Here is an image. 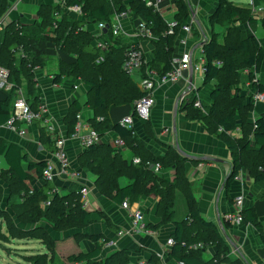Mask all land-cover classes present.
Masks as SVG:
<instances>
[{
    "label": "trees",
    "instance_id": "obj_1",
    "mask_svg": "<svg viewBox=\"0 0 264 264\" xmlns=\"http://www.w3.org/2000/svg\"><path fill=\"white\" fill-rule=\"evenodd\" d=\"M66 4V7L81 5L84 16L92 18L91 22H110L115 13L127 8L125 0H67ZM129 5L136 14L151 22L156 36L152 41L153 59L144 65L143 71L146 67L155 69L161 75L172 71L180 25L188 22L192 11L189 2L176 0L178 11L175 13V20L178 25L174 34L165 33L169 27L168 20L160 11L147 7L142 0H130ZM9 8V0H0V17L4 16ZM65 10L66 8L58 3L48 7L42 6L34 21L25 23L20 19L12 20L0 29V64L9 69V79L13 84L11 90L6 93L7 96L0 100V126L8 123L20 88L26 89L30 106L35 110L39 109L41 97L36 71L47 64L48 43H53L63 53L76 54V60L73 62L59 60L58 72L52 74L54 83H62L66 78H78L90 87L86 100H74L64 116L67 134L74 131L79 114L89 109L93 115L88 119V123L98 130L100 135L114 130L126 141L130 152L133 153L128 157L125 151H116L104 143L85 148L78 162L84 170L96 176L94 185L98 193L120 205L126 199L134 204L143 196L155 195L159 201L158 214L161 217V222L155 225V228L167 222H172L175 226L172 234L175 243L169 254L172 259L184 261L185 264H214L205 262L199 255L208 245L216 244V256L219 260L230 264H243L241 260L232 261L227 256L229 246L226 240L217 226L207 220L196 207L191 186L186 178L184 157L172 148L162 156L152 154L146 141L139 137L134 129L111 120L109 111L113 105L131 104L134 107L133 114L137 116L136 101L147 95V91L142 90L135 78L123 68L126 58V48L123 44H129L130 41L123 35H114L110 29L104 34L109 42L105 50L92 46L95 37L83 28L86 21L71 17ZM56 12L60 13V18L56 16ZM238 21L247 23L254 29L259 21L264 26V15L260 17L249 5L236 4L232 0H218L214 12L209 16L211 36L203 45L206 70L202 87L215 82L211 91L213 102L206 104L204 109L197 108L194 102L198 97L193 95L184 101L182 107L188 119L199 121L209 133L217 135L229 148L234 164L226 187L231 186L243 169L248 170L256 183L264 180V118L260 117L253 122L248 120V113L253 110V101L249 98V101L245 102L240 87V79L244 75L242 71L247 69L245 81H250L255 88L264 90V84L256 78L264 62V47L255 34H249L240 28ZM100 56H104V61L97 63ZM217 61L220 62L219 65ZM34 123L39 127L40 142L46 149L55 151V139L47 125L43 124V120ZM144 124L149 130L150 121L144 120ZM220 127L223 129L221 132ZM238 128L243 133L242 137L233 135ZM0 156L5 161L0 165V180L4 179L11 183V186H17L21 192L20 195L13 190L4 206V196L0 194V219L5 221L9 234L7 236L0 231L5 234L2 239L11 236L23 240H39L47 249L46 252L26 256V262L33 260V264H56L53 259L54 255L56 256L58 239L51 231H71L75 238H89L95 243V248L88 252L68 255L67 260L71 264L130 263L127 249H117L104 255V245L100 242L103 235L84 231L93 224L94 211L83 207L80 190L61 193L56 183L44 180L46 160L32 159L21 144L1 137ZM136 156L141 157L142 163L133 162V157ZM148 161L160 163L161 170L154 171L147 166ZM170 170L174 172L171 181L166 180L160 173ZM121 177L129 178V182L124 186L120 184ZM35 178L43 180L44 183L33 187L31 181ZM177 190L185 196L188 218L178 217ZM47 201L50 202L48 205L45 204ZM7 206L12 208L17 218L34 226L19 227L9 216ZM241 213L244 222L253 225L257 230L264 245V223L260 221L255 207H245ZM100 215L109 228L115 232L119 231V227L106 211L100 210ZM190 221L191 224L188 223ZM147 226L152 227L151 223H147ZM104 239L109 240L107 237ZM200 242L202 247L191 248V245ZM150 261L162 264L156 254L151 256Z\"/></svg>",
    "mask_w": 264,
    "mask_h": 264
},
{
    "label": "crops",
    "instance_id": "obj_2",
    "mask_svg": "<svg viewBox=\"0 0 264 264\" xmlns=\"http://www.w3.org/2000/svg\"><path fill=\"white\" fill-rule=\"evenodd\" d=\"M9 1L10 8L8 12L0 17V29H3L12 20L20 19L25 23L34 21L42 6L48 7L49 5L57 3L62 6L67 5V0ZM126 1H128V3L130 2V0H125V2ZM164 1H166V4L162 5L161 13L168 21L175 20V13L178 11L176 0H163V2ZM187 1L192 10L187 22L191 25V37H189V41L186 44L181 43L180 40L176 41L174 56H180L184 50L189 49L193 55V69L189 71L186 70L184 72V77L179 79L176 83L156 86L154 91L156 102L152 107L149 120L134 115V107L131 104L121 106L113 105L109 111L110 118L116 123L125 116L133 115L134 131L139 137L146 141L147 148L156 156L164 155L169 148L176 149L185 159L184 168L186 178L191 186L196 202L195 205L207 220L212 221L217 226L221 236L226 240L229 246V253L227 256H229L232 261L241 260L243 264H264V245L254 226L245 222L233 224L227 220L228 214L237 211L235 198L243 194L245 197L244 208L254 206L260 221L264 223V180L256 183L248 170L243 169L238 173L239 177L234 179L231 186L226 187L227 178L231 174L234 164L229 148L217 135L209 133L199 121L188 119L186 112L182 109L185 100L181 101L180 98L184 93H187L186 100L194 95L203 100L205 104H212L211 91L214 84L213 86L211 85L215 83L212 82L209 84L211 86H209L210 90H208L210 97H208V100H205V97H202L200 94V89L203 88V85H199L198 87L195 86L194 75L198 73L204 84V72L200 69V67L204 65L203 45L205 41L210 38L211 27L208 16L214 12L218 0ZM255 3L262 7L260 10V12L262 11V15L258 12L260 17H262L264 15V0H255ZM248 4L245 3V5ZM72 14L74 13H70L69 15L76 18ZM141 18L142 16L134 15L132 21L130 19L125 21L121 35L125 36L128 41L139 43L150 61L153 59V40L144 37L138 38L133 34L134 26ZM88 22L89 21H86L84 28L96 38L99 30L98 32L89 30L86 26ZM237 25L249 34H255L264 47V26L261 21L258 22L254 29L247 23ZM182 37H187V33L180 29L178 39ZM95 38L94 41H92V46H95L93 44L96 43ZM46 53L49 59H54V61L57 60V70L59 60L62 59L70 62L76 60V54L63 53L60 48L53 43H48ZM53 73L48 72L45 68L36 71L38 91L41 101L46 103V114L50 115L53 119L57 131L67 134L68 128L64 124V116L67 114L70 104L74 100H80L81 102L86 100L87 91L90 87L81 83V87L73 91L69 82L64 81L54 85ZM256 78L264 84V62L260 71L257 72ZM206 87L207 86L204 88ZM240 87L241 95L244 96L245 102L249 101L250 93L255 90L253 83L249 81L240 85ZM25 93V97H28L26 89ZM6 96V92L0 90V100L4 99ZM81 115L82 120L88 123V119L93 115V112L88 109L81 112ZM260 117L264 118V102H253V110L248 113V120L253 122ZM144 120L150 121L151 126L149 130L146 128ZM22 126L27 130L25 136H20L18 133L11 131L7 125H1L0 137L21 144L32 159L36 161L46 160L47 162H52L55 168H58L59 161L55 155V151L46 149L40 142L38 125L36 123H24ZM233 135L242 137L243 133L241 129L238 128L233 132ZM252 145L254 144L252 143ZM67 147L71 160V169L72 171L78 172V175L69 177H65L64 175L58 176L53 183H56L61 193H67L69 190H80L83 186L89 187L90 202H93L94 209H91L90 206H88L87 209L94 211L92 214L94 222L84 231L89 234H102L103 238L107 237L116 242L113 248H104L103 254L107 255L111 251L117 249H127L129 264H136L138 260L150 261L153 254H163V258H159L162 264H180L178 260L172 259L169 256L172 247L167 245L168 239L172 237L174 233V224L172 222H167L155 228V225L161 222V217L158 214V198L155 195L143 196L139 202L133 204L134 207L138 206L144 209L146 222L151 223L152 227H150L153 233L132 230L130 212L124 209L122 205L116 204L110 199L101 196L94 185L96 176L80 166L78 158L85 148L77 141H69ZM124 151L125 155L128 157L133 154L130 152L129 147ZM4 162V158L0 156V165H3ZM160 173H162L161 175L166 180H173L174 172L172 170L162 171ZM69 174L71 175L70 172ZM119 181L120 184L124 186L129 182V178L121 177ZM177 192L176 208L178 210V217H187L188 210L185 196H183L180 191L177 190ZM100 210L106 211L116 226L119 227V231L124 230L125 234L118 236L119 231L115 232L113 229L109 228L101 220ZM191 222L192 221L188 223L191 224ZM6 234L9 236L8 232H6ZM51 234L58 239L55 259L57 264H60L59 257H61L60 260H63L66 264H70V262L67 261L68 255L78 252H88L95 248V243L91 239L85 238L79 240L73 236V232L71 231L65 233L51 231ZM103 238H101L100 242ZM16 239L22 240L24 244H26V247L22 248V250H26V252L34 250V246L31 247V245H29L30 243L35 241L41 242L39 240ZM15 240H13L11 236L6 239H0V241L3 242H13ZM217 252V245L210 244L200 251L199 256L207 263L230 264L229 262L219 260L216 256ZM28 255H32V252L29 254H21L23 258ZM152 263L158 264L154 261Z\"/></svg>",
    "mask_w": 264,
    "mask_h": 264
},
{
    "label": "built area",
    "instance_id": "obj_3",
    "mask_svg": "<svg viewBox=\"0 0 264 264\" xmlns=\"http://www.w3.org/2000/svg\"><path fill=\"white\" fill-rule=\"evenodd\" d=\"M147 7L152 8L154 11H160L162 9L163 0H142ZM127 4V8L122 10L119 13H115V15L111 18L110 22L99 21L98 28L99 32L96 35V43H93L96 47L101 49H106L109 46V42L104 36L108 30H112L113 34L118 36L123 32V25L125 21L130 19L132 21V17L136 14L130 7L128 1L125 2ZM252 11L257 13L262 9L261 6H254L252 4H248ZM66 8V12L68 14L75 13L77 15L84 16L83 9L81 5H72V6H63ZM56 16L60 18V13L56 12ZM140 16V15H139ZM85 17V16H84ZM86 18V17H85ZM86 21H92V18H87ZM168 29L165 33L174 34L175 27L178 25L176 20L167 21ZM108 25V27H107ZM181 28L183 31L187 33V37L179 38L181 43L186 44L189 41V37H191V25L188 23H182ZM84 28V27H83ZM108 29L106 32L105 29ZM85 29V28H84ZM133 34H135L138 38H147L149 40L156 39L154 32L151 28V22H148L145 18H141L137 24L134 26ZM123 46L126 48V58L123 63V68L126 72L131 75L137 74L142 79L141 82H138L140 88L144 91H147V95L136 101V112L137 116H140L143 119H149L152 107L155 105L154 91L157 85L163 84H173L176 83L179 79L184 77V72L190 69H193V55L192 52L188 50H184L180 56L173 57V69L172 71L166 73L165 75L159 74L155 69L150 67H146L143 71L144 65L149 61L143 47L136 43L135 41H130L129 44L125 43ZM104 61V56H100L97 59V63ZM205 62V61H204ZM220 62L217 61L219 65ZM201 71H205L206 68L204 65L200 67ZM41 70V69H39ZM38 70V71H39ZM53 77V76H52ZM10 72L9 69L0 64V90L4 92H9L13 87V84L10 82ZM256 79V78H255ZM65 82H69L71 84V89L73 91L78 90L81 87V83H83L78 78H66ZM63 81V82H64ZM60 83H54L57 85ZM19 96L14 101L13 111L11 117L6 124L8 128L18 133L20 136H25L27 134L26 128L22 125L34 123L37 120H43V124L47 125L48 130L50 131L52 137L55 139V155L59 161V167L55 168L52 162H47V165L43 171L44 180L55 181L58 176H77L78 172L72 171L71 160L68 154L67 143L69 141H77L83 147L87 148L91 145L107 143L116 151H124L127 150L128 145L126 141L117 134L114 130H108L105 134L100 135L98 130H96L92 125L86 123L82 120V115L79 114V121L76 124L74 131L71 134H64L57 131L56 126L54 125L53 119L50 115L46 116L47 106L46 103L41 101L39 109H33L29 102L27 101V97L23 94L22 88L18 90ZM187 93L181 95V101L186 100ZM250 98L253 102L262 101L264 102V90H259L255 88V90L250 93ZM194 106L197 108L204 109L206 104L201 99H197L194 102ZM119 123L126 126L127 128H133V115H128L119 120ZM222 127L219 128L221 132ZM115 134V135H113ZM134 163H142V159L140 156L133 157ZM147 166L153 168L154 171L158 172L161 170L160 163H153L151 161L147 162ZM71 173V175L69 174ZM61 174V175H60ZM239 175V174H238ZM235 178H238L239 176ZM81 193V202L83 207L88 208L90 202V189L88 186H83L80 189ZM50 202L47 201L45 204L48 205ZM235 203L237 206V211L235 213H231L227 215V220L233 224H240L244 222L241 210L244 208L245 197L243 194L238 195L235 198ZM124 209H127L130 212L131 216V228L134 231H141L144 233H153L151 228L147 226V222L145 219L144 209L138 206H133L128 199L124 200L121 204ZM125 234L124 230L119 231L118 236H122ZM101 243H103L104 248H113L116 245L115 240L102 239ZM175 243L174 238L170 237L167 241V245L172 247ZM202 247V244L192 245L191 248ZM158 258H163V254H157ZM180 264H185L184 261H179ZM136 264H154L151 261L146 260H138Z\"/></svg>",
    "mask_w": 264,
    "mask_h": 264
},
{
    "label": "rangeland",
    "instance_id": "obj_4",
    "mask_svg": "<svg viewBox=\"0 0 264 264\" xmlns=\"http://www.w3.org/2000/svg\"><path fill=\"white\" fill-rule=\"evenodd\" d=\"M233 1L235 3L241 4V5H245V3H247V4L249 3V0H233ZM164 4H166V1H164L162 3V5H164ZM258 12H259L260 15H262V11L261 12L258 11ZM72 15L75 16L76 18H79V19H82V20H85V19L87 20V18H85L84 16L77 15L75 13L72 14ZM237 24H241V23L238 21ZM86 26L92 32H98V30H99L97 22H88L86 24ZM222 29L224 30V28H222ZM44 68L50 73L58 72V70H57V60L54 61V59H48L47 66H45ZM196 72H198V71H196ZM242 72H243L244 75H243L242 79H240V85L249 82V81H245V77H244L245 74L247 73V69L246 70L244 69ZM133 77L135 78L136 81L141 82L142 78L139 75L134 74ZM194 83H195L196 87H198L199 85L200 86L203 85V80H201V77H199L198 73H195V75H194ZM209 84L205 85V86H207L206 88H204L205 87L204 86L203 88L200 89V94H201L202 97H205V100H208V97H210L208 90H210V87L213 86L214 83H212L211 86ZM22 91H23V94L26 96L25 88H23ZM42 183H44L43 180L35 178L32 181V186L33 187H39ZM12 184L14 185L15 183H12ZM13 190L17 191L18 194L21 195V192L19 191L17 186H11V183L7 182L4 179L0 180V194H2L4 196V203L2 201L3 206L6 205L7 197H10V193H12ZM89 206H90L91 209H94L93 208L94 207L93 206V202H89ZM7 208H8L7 211L8 212L10 211V213H8L9 216L13 219V221H15V223L17 225H19V227L28 228V227H31L33 225L31 223H26V222L22 221L20 218H17L15 216L14 211L12 210V208L10 206H7ZM6 228H7V226L5 224V221L0 219V231H2L3 233H6L7 232ZM3 233L0 232V239L1 240H2L3 237H5V234H3ZM15 239L16 238H13V240H15ZM29 245H31V247L34 246L33 247L34 250L30 251V252H32V254L33 253H37V252H46V247L41 242L35 241L33 243H30ZM23 247H26V244H24V242L22 240H17L16 239L13 242L0 241V264H20V263L33 264L34 263L33 260H31V262L30 261L26 262L25 258H23V256H21V254H29L30 253L29 251L26 252V250H22ZM56 250H57V244H56ZM55 254H56V251H55ZM63 254H64V252H63ZM32 258H34V257H32ZM54 258L56 259L55 255H54ZM60 258L61 257H59V261H60L59 263L60 264H66L65 262H63V260H60ZM55 259H53L54 263H56Z\"/></svg>",
    "mask_w": 264,
    "mask_h": 264
},
{
    "label": "bare ground",
    "instance_id": "obj_5",
    "mask_svg": "<svg viewBox=\"0 0 264 264\" xmlns=\"http://www.w3.org/2000/svg\"><path fill=\"white\" fill-rule=\"evenodd\" d=\"M251 1H252V4L254 5V6H258L256 3H255V0H249V4H251ZM133 76V75H132ZM133 128H134V126H133ZM83 148H85V147H83Z\"/></svg>",
    "mask_w": 264,
    "mask_h": 264
},
{
    "label": "water",
    "instance_id": "obj_6",
    "mask_svg": "<svg viewBox=\"0 0 264 264\" xmlns=\"http://www.w3.org/2000/svg\"><path fill=\"white\" fill-rule=\"evenodd\" d=\"M107 27H108V25H107ZM108 29L106 28L104 31L106 32Z\"/></svg>",
    "mask_w": 264,
    "mask_h": 264
}]
</instances>
